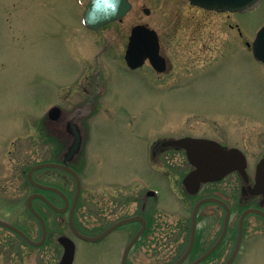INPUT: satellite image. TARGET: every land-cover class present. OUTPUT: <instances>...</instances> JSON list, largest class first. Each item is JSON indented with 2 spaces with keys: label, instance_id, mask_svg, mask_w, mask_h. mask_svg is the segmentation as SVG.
I'll use <instances>...</instances> for the list:
<instances>
[{
  "label": "rangeland",
  "instance_id": "obj_1",
  "mask_svg": "<svg viewBox=\"0 0 264 264\" xmlns=\"http://www.w3.org/2000/svg\"><path fill=\"white\" fill-rule=\"evenodd\" d=\"M131 1L122 20L95 31L82 23L87 0H0V218L18 222L19 205L6 196L25 182V171L39 162L71 157L89 191L84 202L91 218L107 192L97 185L101 180L143 178L133 190L137 198L147 190L157 193L149 197L151 231L130 254L135 264H165L187 243L194 199L181 205L182 190L158 166L182 162L180 156L171 152L153 163L150 144L184 133L216 135L246 144L253 157H260L264 64L252 55L250 42L264 25V0L236 13L188 0ZM137 24L158 32L168 59L166 72L149 64L136 71L127 67L125 51ZM86 90L97 92L94 105H84ZM56 105L62 108L58 122L48 116ZM70 116H79L74 136L65 128ZM182 168L179 180L188 169ZM41 173L47 178L64 174L53 168ZM232 190L238 192L235 183ZM25 217L21 224L32 216ZM249 222L233 264H264V222L254 216ZM221 227L220 212L201 215L197 251L211 245ZM60 232L70 235L66 226ZM12 236L9 242L21 243ZM233 242L231 236L204 264H221ZM123 246L117 237L100 247L78 239L73 264H121ZM55 250L51 264L62 254V247Z\"/></svg>",
  "mask_w": 264,
  "mask_h": 264
},
{
  "label": "flooded vegetation",
  "instance_id": "obj_2",
  "mask_svg": "<svg viewBox=\"0 0 264 264\" xmlns=\"http://www.w3.org/2000/svg\"><path fill=\"white\" fill-rule=\"evenodd\" d=\"M241 37L244 38L242 35ZM245 43V46L249 45V41H247V39H245ZM161 54L166 59V69L164 71L166 72L168 70V59L165 54L162 53V51ZM145 64H149L154 71H157L152 66L149 59L145 61L143 66L137 67L135 69L130 67L128 68L131 71H136L143 68ZM96 93L97 92H94V90H89L86 93L89 98L85 100L87 103L84 105H94V97L97 96ZM61 112L62 111H60V114ZM48 116L51 119L49 114ZM78 117L79 116H70L66 118V131L72 130V133L70 132L72 136H74L73 133L75 132V124L73 125V122L78 120ZM59 118H56L57 120L55 119L54 122H58ZM62 132L63 131H61V133ZM185 138H203L214 140L226 151L233 149L235 153L245 155V166L243 165L241 169H235L219 180L202 182L198 191L196 193H192L185 186L184 179L187 174L196 170L197 167L189 161L188 149L183 145H178L174 142V140H181ZM149 152L152 162L155 159L157 163L160 155L174 152L180 156L178 159H181L182 162H172L166 166H158L163 171L165 177L172 180L176 187L179 190H182L183 194L181 205L185 206V204L189 202V199H194L191 212H193L195 205L204 198L213 197L218 198L221 201H209L201 204L197 216V233L195 243L189 251L188 248L190 245L192 231L191 213L189 217L190 224L187 225L189 235L186 245L184 244V247L181 249V251L174 258L168 260V262L165 264H192L197 259H199L221 237L225 229L226 218L229 212L231 214V218L227 234L214 253L212 252L207 258L198 264H204L210 258L214 257L217 251L221 250L226 241L232 236L234 239L233 246L231 247L229 255L221 263L225 264L238 243L240 238L241 220L243 219L242 241L239 251L236 255L237 258L240 251L242 250L243 241L245 240L246 236V229L249 224L251 225L249 218L251 216L259 217V219L264 222V171L262 170L258 172V166L261 159L264 157V151H256L260 155V157L256 159L252 156V153L246 144L244 147L240 146L239 144H231L216 135H192L191 133H184L178 136H163L156 138L151 142ZM254 154L255 153H253V155ZM70 158L56 159L55 161L51 162L67 165L78 172L82 180V187L78 197V180L76 177L65 169L55 167L53 169L58 170L60 173H64L62 178L57 176H50L49 178L44 177L42 173L38 174L42 170L39 169L33 173L34 181H32L28 175V172L31 168L30 167L28 171L24 172L25 182L21 183V186L16 189L14 194L6 196L10 197L8 198L10 201L12 200L19 205L18 222L14 221L11 223L18 227L28 237V239L34 241L35 244L30 242V240L28 241L27 237L22 235L20 232L0 224V229H4L12 233L9 235V233L6 231H0V264H51L57 256V250L55 249L62 247V254L59 261L57 262V264H59L64 254V246L60 243V237L62 235L72 238L76 242V247L78 239L100 247L111 242L115 237H117L118 240L122 239L124 243L121 252V264H125V260H127V264H135L133 261H131V248L139 243L141 239L147 237L148 232L151 231L150 228L152 222V213L148 190L145 196L137 198L136 192L133 191L138 187V180L135 177H132L125 183H118L114 180H101L99 183H97V185L101 184L100 186L103 187V189H105L107 192L103 191L100 195L97 202V215L91 218L88 214V205L84 202L86 195L89 194V191H87L88 194H86L85 187L87 185L85 179L82 175L80 166L78 167L76 162H73V159L70 161ZM83 163L84 158L80 164L83 165ZM184 166L185 168L188 167V169L184 172L181 180H179V175L181 171L184 170V168L181 169V167ZM142 179L143 178L140 179L141 182ZM144 182H146V180H144ZM234 183L237 186L238 191L236 194H233L232 190ZM2 186H5V182L2 183ZM142 187L144 188L145 185H142ZM52 188H56L59 191ZM206 204L211 205L207 210H203V207ZM31 206H33L44 218L46 222V230L43 221L33 212ZM217 211L220 212L222 216V227L211 245L208 247H203L197 251L198 238L200 236L198 230V220L201 215L211 216ZM28 213L32 216L30 218L35 219L36 222L33 223L28 217L26 223L21 224L20 220L26 218L25 216ZM243 215L244 217H242ZM72 218V222L75 224L77 230L82 234L88 236L101 235V237L95 242L83 240L74 232L71 222ZM128 219L132 220L125 221ZM121 221L125 222L114 227ZM65 226L70 231V235L65 233L62 234V232H60V229L63 230ZM142 229H144V231L140 238L133 244L132 247H130V249L127 250L132 239ZM12 235L18 237L21 243H14L13 241L9 242L10 239H13ZM10 236L12 237L9 238ZM183 242H185V239Z\"/></svg>",
  "mask_w": 264,
  "mask_h": 264
},
{
  "label": "water",
  "instance_id": "obj_3",
  "mask_svg": "<svg viewBox=\"0 0 264 264\" xmlns=\"http://www.w3.org/2000/svg\"><path fill=\"white\" fill-rule=\"evenodd\" d=\"M192 1L196 3H201L208 7H216L219 10H225L228 8L232 10H236V9H245L251 6L257 0H192ZM131 7H132V4L130 0H91L85 12L84 21L89 27L98 29L102 25H105L111 21L122 19L129 12ZM147 12H149V9H147ZM254 53L258 59H261L264 61V27L258 32L257 38L254 42ZM146 58H150L154 66L157 67L158 69L160 70L164 69V58H162L159 53V40H158L157 32L153 29L148 28L146 25H138L133 28L131 42H130L129 49L126 54V59L131 67H137L140 64H142ZM60 111H62L61 107L55 106L51 109L49 115L54 120L56 118L58 119ZM190 143H191L190 145L194 146L196 150L202 147L204 148V150H207L209 147V145L204 144V141L193 140V142H190ZM191 146H189V150ZM190 151H191L189 153L190 161L198 166V169L194 171L193 173H191L190 175H188L187 178L185 179V183L189 187L191 192L196 191L195 190L196 188H192L191 185L198 186L200 181H203V180L208 181V180L216 179L217 177H222L223 175H225L226 173L232 171L233 169L237 167V165L235 164V160L233 158L232 152H225V153L221 152L217 154H214V153L210 154V153L205 152V153L194 154L193 150H190ZM243 160H244V157H241V161ZM262 163L264 164V161ZM44 167H58V168L66 169L70 171L71 173H73L77 177L78 181L80 180L79 175L74 169H72L71 167L67 165L55 163V162L39 163L35 165L34 167H32L29 172L30 179L33 180L32 174L34 173V171L40 168H44ZM52 189L58 190L56 188H52ZM80 190H81V182L78 185L77 197L79 196ZM206 201L220 202V200H218L217 198L207 197V198L202 199L196 205L194 209L193 229H192V236H191V243L189 246V251L191 250L195 242L196 221H197V213H198L199 206L203 202H206ZM31 208L33 212L43 221V224L46 230V222L44 218L38 213L37 210L34 209L33 206H31ZM228 214L229 215L226 218L225 229L221 237L218 239V241L214 244V246L209 251H207L204 255H202L199 259H197L192 264L200 263L202 260L208 257L222 242V240L224 239L228 231L230 213ZM242 217H244V215ZM130 220L132 219H128L125 221H130ZM72 221H73V218L71 222ZM125 221L119 222L114 227L119 226ZM0 223L8 225L9 227H12L16 231L20 232L22 235H25L16 226L10 225L2 220H0ZM72 227L74 231L76 232V234L82 237L83 239L96 241L101 237V236L90 237V236L81 234L80 232H78L73 222H72ZM143 231L144 229L140 230L137 233V235L132 239L131 243L129 244L128 249H130V247L137 241V239L142 235ZM242 234H243V219L241 220V226H240V238L238 240V243L233 253L231 254L230 258L226 261L225 264H232V262L234 261L239 251L240 245H241ZM60 241L66 247V252H65V255H64V258L61 264H72L74 260V256H75V244L73 240H71L70 238L66 236H63L61 237ZM30 242L35 243L32 240H30ZM125 264H127L126 261H125Z\"/></svg>",
  "mask_w": 264,
  "mask_h": 264
},
{
  "label": "bare ground",
  "instance_id": "obj_4",
  "mask_svg": "<svg viewBox=\"0 0 264 264\" xmlns=\"http://www.w3.org/2000/svg\"><path fill=\"white\" fill-rule=\"evenodd\" d=\"M257 5H255V7H256ZM254 8V7H253ZM252 9V8H251ZM128 42H129V40H128ZM128 44V43H127Z\"/></svg>",
  "mask_w": 264,
  "mask_h": 264
}]
</instances>
